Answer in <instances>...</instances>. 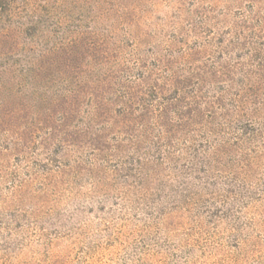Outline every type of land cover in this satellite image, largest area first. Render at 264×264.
Returning <instances> with one entry per match:
<instances>
[{"label": "rangeland", "instance_id": "rangeland-1", "mask_svg": "<svg viewBox=\"0 0 264 264\" xmlns=\"http://www.w3.org/2000/svg\"><path fill=\"white\" fill-rule=\"evenodd\" d=\"M70 1L0 0V264H264V0Z\"/></svg>", "mask_w": 264, "mask_h": 264}, {"label": "trees", "instance_id": "trees-1", "mask_svg": "<svg viewBox=\"0 0 264 264\" xmlns=\"http://www.w3.org/2000/svg\"><path fill=\"white\" fill-rule=\"evenodd\" d=\"M66 1H69V0H61V2L62 3H66ZM81 1H83V0H81ZM60 2V3H61ZM79 2H80V0H71L69 3H70V7H74V6H76V5H78L79 4ZM63 5H65V4H63Z\"/></svg>", "mask_w": 264, "mask_h": 264}]
</instances>
